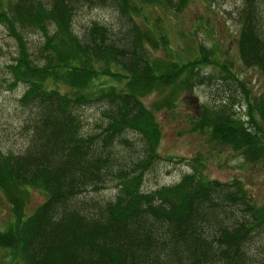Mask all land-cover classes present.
I'll list each match as a JSON object with an SVG mask.
<instances>
[{
	"label": "trees",
	"instance_id": "obj_1",
	"mask_svg": "<svg viewBox=\"0 0 264 264\" xmlns=\"http://www.w3.org/2000/svg\"><path fill=\"white\" fill-rule=\"evenodd\" d=\"M239 1L238 60L264 82V0ZM185 2L0 0V25L15 43L0 70L2 90L23 86L14 100L21 147L15 153L0 147V190L11 198L32 188L44 197L0 230V248L13 261L264 264V204L255 207L238 179L202 177L194 157L172 185L141 189L143 175L169 160L156 150L161 129L153 113L173 105L161 96L147 107L141 98L171 95L183 67L199 58L175 66L151 57L148 47L165 45V36L135 15L140 5L174 12ZM79 8H108L114 21H90L76 33L71 23ZM26 31L40 37L32 50ZM99 77L116 83L93 86ZM233 81L242 118L230 117L232 105L223 100L203 107L192 130L254 161L264 157V87L254 95L239 77ZM87 106L97 107L99 119L85 132ZM108 185L115 189L111 199L91 196Z\"/></svg>",
	"mask_w": 264,
	"mask_h": 264
},
{
	"label": "rangeland",
	"instance_id": "obj_2",
	"mask_svg": "<svg viewBox=\"0 0 264 264\" xmlns=\"http://www.w3.org/2000/svg\"><path fill=\"white\" fill-rule=\"evenodd\" d=\"M185 6L178 11L165 10L164 7L140 5L136 21H145L155 32L165 36V45L148 52L153 58L175 66L198 59L197 63L187 64L180 71L177 81L170 90L159 94L149 93L142 97V102L161 101V96L172 101L170 109L160 107L153 113L161 129L160 143L157 145L159 157H169L157 162L150 171L143 175L142 190L176 182L182 173L188 172L192 158L200 159L199 168L202 177L227 181L238 179L245 192L251 197L255 207L264 204V157L246 160L231 149L210 139L207 132L193 131V121L203 107L217 106L227 100L232 108L230 117L242 118V94L236 86L239 77L245 89L257 94L264 87V82L251 67H244L238 60L235 37L238 22L235 20L239 0H186ZM71 28L76 33L90 21L111 24L113 13L108 8H79L72 17ZM28 48L32 50L39 42V34L26 31L23 36ZM15 43L9 38L0 25V70L3 63L13 55ZM112 68V67H111ZM121 71V70H120ZM115 84L116 81L107 77H99L97 84ZM119 83L118 86H120ZM23 86L18 85L11 91L2 90L0 82V147L2 150L15 151L20 149L21 137L17 135L18 111L14 100L20 95ZM239 101V102H236ZM241 105H239V104ZM163 106V104H160ZM82 131L94 127L98 121L97 107L87 106L82 109ZM115 195L112 185L91 195L96 198L111 199ZM44 200L43 194L28 188L7 197L0 190V230L5 229L14 221L15 213L25 216L33 211L36 205ZM0 264H23L20 260H12L8 250L0 248Z\"/></svg>",
	"mask_w": 264,
	"mask_h": 264
}]
</instances>
